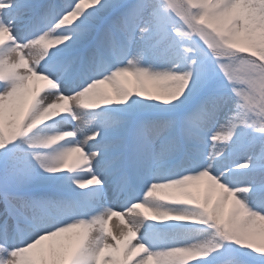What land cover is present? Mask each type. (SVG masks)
Wrapping results in <instances>:
<instances>
[{"label":"snow or ice","instance_id":"snow-or-ice-1","mask_svg":"<svg viewBox=\"0 0 264 264\" xmlns=\"http://www.w3.org/2000/svg\"><path fill=\"white\" fill-rule=\"evenodd\" d=\"M0 264H264V0H0Z\"/></svg>","mask_w":264,"mask_h":264},{"label":"bare ground","instance_id":"bare-ground-1","mask_svg":"<svg viewBox=\"0 0 264 264\" xmlns=\"http://www.w3.org/2000/svg\"><path fill=\"white\" fill-rule=\"evenodd\" d=\"M120 220L118 217H113V219L111 220V226H110V229L112 231H117V229L120 227Z\"/></svg>","mask_w":264,"mask_h":264},{"label":"rangeland","instance_id":"rangeland-1","mask_svg":"<svg viewBox=\"0 0 264 264\" xmlns=\"http://www.w3.org/2000/svg\"><path fill=\"white\" fill-rule=\"evenodd\" d=\"M103 87H107V85L103 86Z\"/></svg>","mask_w":264,"mask_h":264}]
</instances>
